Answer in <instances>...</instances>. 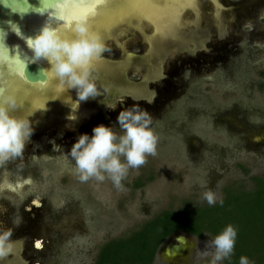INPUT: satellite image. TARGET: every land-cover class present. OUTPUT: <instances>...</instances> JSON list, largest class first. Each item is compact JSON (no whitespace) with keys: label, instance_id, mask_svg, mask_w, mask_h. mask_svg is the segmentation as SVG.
<instances>
[{"label":"rangeland","instance_id":"374dc122","mask_svg":"<svg viewBox=\"0 0 264 264\" xmlns=\"http://www.w3.org/2000/svg\"><path fill=\"white\" fill-rule=\"evenodd\" d=\"M201 1L200 7L190 5L179 14L182 29L177 35L182 40L177 49L170 44L166 59L142 57L144 41H133L131 32H121L123 26L117 40L106 41L111 51L101 56L111 68L104 74L93 70L100 95L78 103L75 93L76 105H57L66 113L53 110L57 120H45L47 126L34 131L23 157L0 167V208L6 210L0 221L13 227L16 241L0 264H95L105 243L129 235L158 213L200 207L207 204L201 199L206 190L223 198L225 189L249 190L253 176L264 178V0H215L214 8L221 7L217 15L214 0ZM138 10L127 3L115 10L106 4L99 17L136 13L134 21L146 20ZM25 17L24 11L11 10V22ZM43 26H26V37ZM144 27V36L150 35V27ZM31 55L16 61L25 64L27 77L45 76V67ZM161 66L163 77L158 79ZM173 69L179 73L171 74ZM120 97L125 98L123 106L137 100L152 115L156 155L130 170L122 190L107 179L81 183L67 150L79 133H91L96 124L111 122L118 129L120 106L111 111L106 104ZM42 102L43 113H48L52 104ZM53 138L64 148L53 151ZM23 181L31 184L18 189ZM17 217L19 227L12 223ZM182 235V252L169 255L168 247L179 244ZM211 237L175 233L161 245L154 264L211 261L213 250L205 248Z\"/></svg>","mask_w":264,"mask_h":264},{"label":"clouds","instance_id":"9594fccd","mask_svg":"<svg viewBox=\"0 0 264 264\" xmlns=\"http://www.w3.org/2000/svg\"><path fill=\"white\" fill-rule=\"evenodd\" d=\"M13 30L19 32L15 25ZM72 31L73 34L68 36L46 23L34 36L27 37L26 42L35 59L44 58L49 62L50 70L61 89L76 90L79 103L100 95L93 76V59L111 49L100 34L90 29L86 12L74 18ZM4 35V31L0 29V40ZM17 58L19 59L18 55L10 58L8 48L0 43V62ZM124 99L120 97L116 102L106 104L111 111H116L117 106H120L115 117L118 129L111 122L96 124L91 133H79L67 150V156L74 165L72 172L79 182H104L107 179L117 190H122V181L128 177L130 170L139 169L147 162L148 156L156 155L158 136L153 128L152 115L139 103L123 106ZM18 104V97L14 93L0 90V167L22 158L34 133L29 115L15 114ZM59 135L62 137L63 133ZM49 142L53 151L64 148L56 143L55 138ZM24 184H31V181H23L16 187L22 188ZM201 199L209 206L223 204L222 197L212 190L204 191ZM4 211L6 210L0 208V214ZM12 223L19 227L21 219L17 217ZM13 230V227L4 226L0 221V258L14 251L16 241L13 239ZM237 235V228L228 223L205 242V248L213 250L211 264H221L232 257ZM238 264L253 262L248 256L241 255Z\"/></svg>","mask_w":264,"mask_h":264},{"label":"flooded vegetation","instance_id":"af4514ba","mask_svg":"<svg viewBox=\"0 0 264 264\" xmlns=\"http://www.w3.org/2000/svg\"><path fill=\"white\" fill-rule=\"evenodd\" d=\"M77 0H71L72 7L78 10H81L83 7L88 6L89 9L93 8V0H90L89 4H86L87 0H80L79 3L76 5L75 2ZM106 1V3L113 9L119 8L123 5V3L135 5L134 0H103V3ZM165 1V0H164ZM211 4L212 2L208 0ZM215 2V0H214ZM102 3V4H103ZM48 4V5H47ZM96 4L95 8L97 10H101L102 7L106 6V4ZM165 5L164 3L162 6ZM215 4H212V9L216 10L214 8ZM44 8V9H42ZM61 8H64L66 12H69L70 9L68 7L67 0H0V29H2L5 33L2 40H0V43L3 44V46L7 47L9 50V57H15L16 55H20L19 59L21 57H24L26 54H33V51L28 47L27 45V37H26V26H38V25H45L46 23L49 24L53 28H64L69 21L65 20H58V16L60 15ZM218 8V7H216ZM21 10L26 12V17L21 22H11L10 20V13L11 10ZM38 10V11H37ZM33 12L34 15L32 18L29 17V14ZM40 19V21H38ZM99 20V21H98ZM98 20H96V25L100 29L99 33L102 36L105 34H110L112 37H104L103 39L106 41L108 40H115L118 36L117 32L121 30L122 33L125 32H131V34L134 36L132 38L133 41H144L143 46L147 47V51L142 55V57L145 56H151L153 59H163L167 56L166 51H168L170 44L177 49V41L182 40L181 37H178V32L180 33L182 26L177 25V29L175 28V31L173 32L175 37H166V36H160L161 32L157 31L158 28L156 24H153L150 20H144V21H134L132 14H111L108 19L102 20L100 17H98ZM13 25H15L19 32L13 30ZM148 25L151 29L150 35H145L142 32H145L144 29H146L144 26ZM191 25V24H190ZM142 26V27H141ZM39 29L37 28L36 31ZM143 30V31H142ZM140 34V37H136V33ZM38 33V32H36ZM35 33V34H36ZM34 34V35H35ZM33 35V36H34ZM68 36H71V34H67ZM29 35L28 37H30ZM118 39V38H117ZM141 39V40H140ZM12 48L14 49V52H12ZM174 49V50H175ZM17 51V52H16ZM22 54V55H21ZM181 55L183 53L180 52ZM5 55H7L5 51ZM131 55V54H130ZM129 55V56H130ZM177 55V54H176ZM32 56V55H31ZM34 56V54H33ZM162 57V58H161ZM183 57V56H182ZM170 59V55L168 54V57ZM18 59V58H17ZM17 59H14L16 61ZM18 59V60H19ZM137 60L136 58H132ZM166 59V58H165ZM36 61H39L43 64L45 67V71L47 75L50 77L48 70L51 73V65L49 62L44 58L35 59ZM168 60V59H167ZM106 61V59H105ZM139 62V61H138ZM100 72L103 70L106 73L111 67L104 62V59L101 58L100 61ZM13 68H14V62L11 61H5L0 62V90H4L6 92H12L18 97L19 101V107L15 109V114L17 115H29L30 121L33 123L34 131L41 130L44 126H47L44 123L45 120L51 119L52 115L57 112L58 114H61L62 112L66 113V111H59L55 109V112L52 113L53 109L48 108L47 109V116L46 117H36V114H32L30 111L33 104H36L35 101L37 97L47 98L50 102L49 104H75V89H61L58 86V81L54 78H51L52 82L47 83H37L36 85L28 83L26 81V77H24L23 80L19 78V76L13 75ZM49 68V69H48ZM8 71H7V70ZM173 72L179 73L178 69H173L171 71V74ZM122 73V71H119V74ZM120 77V76H119ZM18 78V86L16 87L14 81ZM101 77L99 76V79ZM118 78V77H117ZM120 79V78H119ZM29 85L30 88L27 86ZM17 89H22L24 101L22 102L20 97L17 95ZM50 91V92H49ZM34 94V95H32ZM30 95V96H28ZM53 99V100H52ZM66 100V101H65ZM70 100V101H69ZM137 101V100H133ZM106 104V103H103ZM72 108L74 105L71 106ZM71 107H67V110H71ZM64 109V105L61 107V109ZM27 110V111H26ZM31 114V115H30ZM46 118V119H45Z\"/></svg>","mask_w":264,"mask_h":264},{"label":"trees","instance_id":"16d2710c","mask_svg":"<svg viewBox=\"0 0 264 264\" xmlns=\"http://www.w3.org/2000/svg\"><path fill=\"white\" fill-rule=\"evenodd\" d=\"M251 179L252 189H225L222 205L158 213L129 235L105 243L95 264H154L159 248L171 235L214 236L228 223L237 228L238 235L234 254L222 264H238L241 255L248 256L253 264L264 262V178Z\"/></svg>","mask_w":264,"mask_h":264},{"label":"bare ground","instance_id":"6f19581e","mask_svg":"<svg viewBox=\"0 0 264 264\" xmlns=\"http://www.w3.org/2000/svg\"><path fill=\"white\" fill-rule=\"evenodd\" d=\"M79 1L80 0H77L75 2V4L77 5L79 3ZM199 1L200 0H187V2H186V0H165V1L164 0H136L134 2V4L137 6V8H139V10H138L139 12H144V13L149 12V14H151L152 19L156 21L157 28L160 25L161 16L166 14V27L164 28V31L162 33L167 34V33H172L174 31L173 28L175 29L177 25H180L182 23V22H180L181 16L179 14L183 10H185L186 8H189L190 5H194L192 9H195L196 6L200 7L202 1L201 2H199ZM194 2H196V3L194 4ZM89 3H90V0H87L86 4H89ZM163 3L165 5L162 6ZM216 3H217V1L215 2V5H216ZM129 5L133 7V5H131V4H129ZM42 9H44V8H42ZM87 9H89L88 6L83 7L81 10H78V9H76V10H77V12L82 13V10H87ZM69 12H72V11L70 10ZM112 35H113V33H112ZM42 84H44V83H42ZM34 99H36V101H35L36 104H33L32 107H29V108H31L30 111L32 112V114H36L35 115L36 117H40V116L46 117L48 113H43V111H42V104H43L42 97H37ZM43 99H45L46 104H49L48 102L50 99L49 100H47V98H43ZM57 105H59V104H52V106H49V108L53 109V107L55 106V108H54V111H55ZM81 105H82V107H81L82 110L88 111V108L84 104H81ZM52 120H57V117L53 116V118L49 119L48 121H52Z\"/></svg>","mask_w":264,"mask_h":264},{"label":"snow or ice","instance_id":"6c2138e0","mask_svg":"<svg viewBox=\"0 0 264 264\" xmlns=\"http://www.w3.org/2000/svg\"><path fill=\"white\" fill-rule=\"evenodd\" d=\"M68 3V7L69 9L72 11V15H67V12L64 8H61L60 10V15L58 16V20H62V21H69V23L64 27V28H56L59 32H61L62 34H73L72 31V24L74 21V18L77 16L76 15V9L72 7L71 4V0H67ZM103 0H93V8L92 9H87V10H82V13H88V23L90 26V29L93 32L99 33L100 29L97 27L95 20L98 16L102 15V12L97 10L95 8L96 4H102ZM132 14H136V13H132ZM140 16H142L144 19L146 20H150L153 24H156V21L152 19L151 14L149 13H138ZM125 15H128V13H126ZM166 27V14L161 16V21H160V25L158 26V31L159 32H163L164 28ZM101 61V57H96L93 59V65H94V69L98 66V64ZM24 63L22 61H15L14 62V68H13V75L19 76V78L21 80L24 79L25 77V72H24ZM50 75L55 79L54 73H50ZM163 77V68L161 66L160 68V72H159V76L157 77L162 78ZM56 80V79H55ZM17 95L20 97L21 101H24V96H23V91L22 89H17ZM19 107V105L17 106Z\"/></svg>","mask_w":264,"mask_h":264},{"label":"water","instance_id":"95a60500","mask_svg":"<svg viewBox=\"0 0 264 264\" xmlns=\"http://www.w3.org/2000/svg\"><path fill=\"white\" fill-rule=\"evenodd\" d=\"M104 4H107L106 3V1L102 4V5H104ZM104 7H106V6H104ZM103 8V7H102ZM216 10H214L215 12H216V15L217 14H219L220 13V11H221V7H218V8H215ZM218 10V11H217ZM96 20H98V17L96 18ZM96 20H95V22H96ZM173 30L175 31V29L173 28ZM158 31V30H157ZM173 31V32H174ZM161 33L160 34V36H166V37H169V38H171V37H175V35H174V33ZM104 37H108L106 34L104 35V36H102V38H104ZM17 56V55H16ZM36 65H39V66H41V64H39V63H35ZM25 65V64H24ZM100 63L98 64V66L94 69L95 71H97V72H100ZM24 71H25V68H24ZM48 72H49V70H48ZM42 73L43 74H45V76H43V75H41V76H39V77H37V76H28L27 77V74H26V71H25V77H27L26 78V81L28 82V83H31V84H34V85H36L37 83H47V82H52L53 80L51 79V78H53L52 76H50V77H48V75H47V73H46V71L44 70V68L42 69ZM49 75H50V72H49ZM18 78H16L15 79V81H14V83H15V85H16V87L20 84H18V80H17ZM52 80V81H51ZM28 88H30L29 87V85L27 86ZM50 92V91H49ZM32 95H34V94H32ZM28 96H30V95H28ZM53 100V99H52ZM50 102V101H49ZM185 241H186V238H185V236L184 235H182L180 238H179V244H177V245H171V246H169L168 247V254L169 255H174V254H177V253H181L182 252V250H183V248H184V244H185Z\"/></svg>","mask_w":264,"mask_h":264}]
</instances>
